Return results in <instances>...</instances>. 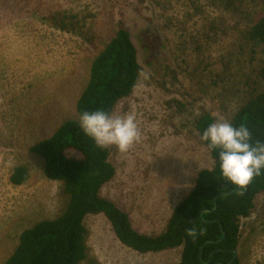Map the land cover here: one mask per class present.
<instances>
[{"label": "rangeland", "instance_id": "1", "mask_svg": "<svg viewBox=\"0 0 264 264\" xmlns=\"http://www.w3.org/2000/svg\"><path fill=\"white\" fill-rule=\"evenodd\" d=\"M263 14L264 0H0V264L23 230L61 213V184L44 175L30 147L76 115L92 63L120 26L131 31L142 73L112 115H133L139 138L126 152L109 146L116 175L102 195L129 212L141 232L158 234L198 171L213 167L197 117L207 111L230 122L261 88L264 44L246 31ZM20 164L29 174L15 185L10 175ZM86 224L101 264L181 261L182 247L128 248L104 214L88 215ZM238 257L264 264V192L242 218Z\"/></svg>", "mask_w": 264, "mask_h": 264}, {"label": "trees", "instance_id": "2", "mask_svg": "<svg viewBox=\"0 0 264 264\" xmlns=\"http://www.w3.org/2000/svg\"><path fill=\"white\" fill-rule=\"evenodd\" d=\"M246 35L264 44V14ZM257 72L261 88L249 93L229 123L236 127L244 124L252 141L264 143V65ZM141 73L137 44L131 31L122 25L95 57L90 78L76 102V115L66 119L49 138L30 147L42 160L44 175L60 182L64 207L58 216L23 230L5 264H101L88 243L86 218L91 214H104L120 242L140 253L182 247L179 264H228L234 258L241 242L242 218L252 214L258 196L264 192V169L247 185L246 194L218 196L214 209V198L222 191L220 185L227 189L229 183L221 178L217 153L211 151L213 167L198 171L194 187L178 202L165 230L158 234L141 232L129 212L102 195L103 186L115 177L116 167L110 161L109 146L100 148L82 133L79 115L96 110L112 115L118 102L133 93ZM215 120L211 112L199 115V134ZM28 174L25 165H17L10 181L23 184ZM206 208L210 210L201 216ZM192 228L196 229L194 236L188 235ZM232 264H241L240 257Z\"/></svg>", "mask_w": 264, "mask_h": 264}, {"label": "clouds", "instance_id": "3", "mask_svg": "<svg viewBox=\"0 0 264 264\" xmlns=\"http://www.w3.org/2000/svg\"><path fill=\"white\" fill-rule=\"evenodd\" d=\"M79 128L98 147L115 146L119 152H126L139 138L135 117L130 114L114 116L103 110L84 111L79 115ZM200 140L210 152L217 153L221 178L238 190H243L264 169V143L252 141L244 124L236 127L218 119L208 124ZM195 234V228L188 230V235Z\"/></svg>", "mask_w": 264, "mask_h": 264}, {"label": "water", "instance_id": "4", "mask_svg": "<svg viewBox=\"0 0 264 264\" xmlns=\"http://www.w3.org/2000/svg\"><path fill=\"white\" fill-rule=\"evenodd\" d=\"M220 188L222 189V191H220V192L215 196V198H214V203H215V207H214V209L217 208V197H218V196H223V195H227V194H231V193H235V192H238V193H241V194H246V193H247V186H246L243 190H238V188H233L232 185L227 186V187H226L227 189H225V186L220 185ZM208 210H210V209L206 208V209L202 210V211H201V216H202V213H203L204 211H208ZM225 235H226V234H224L223 238L225 237ZM220 241H221V240H220ZM201 251H202V248H201ZM236 257H238V249H235V255H234V258H233V259L231 260V262L228 263V264H232L233 261H234V259H235ZM209 262H210V261H208L206 264H209Z\"/></svg>", "mask_w": 264, "mask_h": 264}]
</instances>
